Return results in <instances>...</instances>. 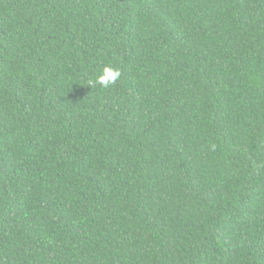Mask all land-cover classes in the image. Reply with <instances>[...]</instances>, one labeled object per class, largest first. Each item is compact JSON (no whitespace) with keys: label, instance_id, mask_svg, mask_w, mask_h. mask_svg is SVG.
Instances as JSON below:
<instances>
[{"label":"trees","instance_id":"obj_1","mask_svg":"<svg viewBox=\"0 0 264 264\" xmlns=\"http://www.w3.org/2000/svg\"><path fill=\"white\" fill-rule=\"evenodd\" d=\"M0 264H264V0H0Z\"/></svg>","mask_w":264,"mask_h":264},{"label":"clouds","instance_id":"obj_2","mask_svg":"<svg viewBox=\"0 0 264 264\" xmlns=\"http://www.w3.org/2000/svg\"><path fill=\"white\" fill-rule=\"evenodd\" d=\"M120 75L121 73L119 70L106 66L103 69V73L99 75L95 81H91L90 85L95 86L96 84H99L106 88L109 85L116 83Z\"/></svg>","mask_w":264,"mask_h":264}]
</instances>
